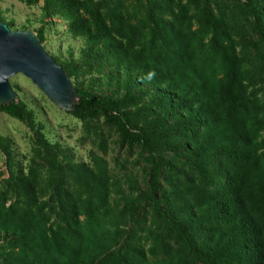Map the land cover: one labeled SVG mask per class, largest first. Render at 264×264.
Wrapping results in <instances>:
<instances>
[{"label":"trees","instance_id":"trees-1","mask_svg":"<svg viewBox=\"0 0 264 264\" xmlns=\"http://www.w3.org/2000/svg\"><path fill=\"white\" fill-rule=\"evenodd\" d=\"M42 1L46 15L64 16L73 34L103 48L128 77L121 96L76 87L72 114L102 115L122 144L147 151L152 219L144 239L152 244L124 236L126 217L138 209L113 202L106 161L62 164L37 128L55 177V205L39 196L33 167L10 171L20 201L0 200V264H264V103L249 90L250 71L228 20L200 5L190 12L182 0H146L135 23L123 0L104 10L95 0ZM245 2L264 41V0ZM36 34L42 41V30ZM138 78L160 89V113L144 124L141 106L128 109L140 101L129 86ZM0 111L34 129L22 100ZM167 135L180 140L162 141ZM160 144L175 158L166 160ZM178 157L185 162L178 165Z\"/></svg>","mask_w":264,"mask_h":264},{"label":"rangeland","instance_id":"rangeland-1","mask_svg":"<svg viewBox=\"0 0 264 264\" xmlns=\"http://www.w3.org/2000/svg\"><path fill=\"white\" fill-rule=\"evenodd\" d=\"M95 1L104 10L114 0ZM182 1L190 12L195 5H200L228 20L238 55L250 71L249 90L264 103V41L256 31L253 14L245 0ZM123 2L126 4V16L131 22L135 23L144 17L146 0ZM42 3V0L33 5L26 4L24 0H0V19L8 23L11 30H31L36 34L41 29V43L64 69L70 67L71 74L68 76L74 88L113 96L123 95L128 89V77L123 68L116 66L103 48L87 44L80 36L73 34L64 16L58 13L46 15ZM145 79L138 78L137 82L131 81L129 85L140 97V101L136 105L129 104L128 109L142 107L140 124L149 123L160 113L156 96L159 86ZM9 83L16 98L32 111L34 129L0 111V200L6 203L20 201L9 181L10 171L19 173L22 170L26 173L31 166L39 175L36 184L39 196L48 206L55 205L52 199L55 177L49 168L50 159L35 134V130L40 128L43 137L53 146L60 163L72 161L91 164L92 156L102 157L106 161L112 181L111 199L119 206L129 201L132 208L138 209L136 217H126L124 236L134 241L141 237L146 248L151 245L150 240L144 239L152 219L150 204L145 195L147 170L150 166L147 151L139 144H122L117 127L107 123L102 115L81 119L74 116L71 110L58 107L22 73L10 76ZM153 132L158 134L160 129ZM261 138L264 139V130ZM161 140L177 143L180 138L167 135ZM160 145L161 154L166 160L175 158L172 151ZM177 161L178 165L185 162L182 157H178ZM158 257H161L159 253L149 255L151 261Z\"/></svg>","mask_w":264,"mask_h":264},{"label":"water","instance_id":"water-1","mask_svg":"<svg viewBox=\"0 0 264 264\" xmlns=\"http://www.w3.org/2000/svg\"><path fill=\"white\" fill-rule=\"evenodd\" d=\"M22 73L58 107L74 110L76 89L61 64L31 30H11L0 20V105L17 101L9 77Z\"/></svg>","mask_w":264,"mask_h":264}]
</instances>
